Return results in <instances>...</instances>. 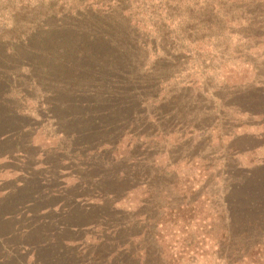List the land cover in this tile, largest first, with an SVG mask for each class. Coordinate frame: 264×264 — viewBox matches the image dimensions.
<instances>
[{"label": "trees", "instance_id": "1", "mask_svg": "<svg viewBox=\"0 0 264 264\" xmlns=\"http://www.w3.org/2000/svg\"><path fill=\"white\" fill-rule=\"evenodd\" d=\"M11 1V4H2L0 0V103L8 104L4 99H9L12 86L18 88L19 85L25 90L39 88L43 95L41 104L46 107L44 112L50 115L54 134L65 143H58L50 155L58 160L63 154L62 159L67 158L74 169L69 175L73 186L64 195L55 189L46 193L47 213L58 215L53 212L51 199L61 200L63 196L72 204L80 194L84 199L99 198V203L94 205L95 214L92 213L94 206L90 207L84 201L82 212L77 214L67 208L60 214L56 220L63 224L54 226L53 231L68 238L59 241L65 249L72 247L75 238L71 236L91 227L98 233L96 251H85L84 255V250L79 251V248L65 249L60 253L61 260L51 263L197 264L202 260L205 264H213L214 258L218 264H264V197L261 198L264 194L249 191L242 204L235 200L228 206L223 199L224 206L219 214H215L210 223H205V219L200 218V192L186 187L184 191H178L176 199L171 194L177 192V179L188 183L187 177L179 178L175 171H169L173 163L160 170L162 167L157 168L154 161L149 162L144 157L136 159L135 155L143 148L139 141H150L155 135L153 132L159 133L163 123H167L164 118L172 116L170 119L176 121L171 122V131L177 127L184 131L191 124L188 121L191 116L184 112L170 115V110L166 115L153 116L148 124L142 122L145 118L138 117L141 95L137 97L134 92L137 85L133 84L134 79L130 80L131 72L138 64L143 65L141 58L147 56L149 46L156 47L154 51H157L160 47L157 43H179V40L192 43L186 34L191 27L201 31H210L215 26L224 29L228 21L211 19L212 13L213 16L220 15L224 7L214 5L213 0ZM176 9L183 10L184 16L177 18ZM8 18L15 23L10 31L21 21L20 26L26 27V32L19 34L15 30L8 37ZM180 25L184 26V32L178 27ZM179 32L185 35L179 37ZM133 72L135 74V70ZM150 84L145 87L153 89L155 86ZM143 85H138L145 91L143 95H155L148 93ZM46 95L49 99H44ZM259 101H244L237 114L246 116L247 122L260 117L264 109L258 111V105L255 107ZM20 108L14 109L17 117H23L18 111ZM112 119H120L124 127L115 129L117 122L104 127L103 122ZM244 123L234 126V122L226 121L217 134L218 139L235 136L234 130L245 127L247 124ZM125 130L128 137L134 139L127 146L130 151L126 157L130 159H114L111 151L124 137ZM200 131L204 135L207 129ZM18 134L3 129L0 141L12 140ZM113 136L119 139L114 142ZM26 145L31 147V141ZM232 148L221 154L225 163L235 159ZM203 162L208 164L209 159L205 158ZM148 163L150 168H147ZM211 167L209 164L204 171L209 172ZM257 170L264 171V165ZM251 175L247 174V177ZM207 177L213 179V175ZM241 181L239 178V185ZM107 186L114 192L106 193ZM138 190L144 191L147 198L142 199L139 208L129 212L131 219H118L121 209L116 208V204L126 199L129 192ZM242 190L246 194V189ZM231 193L227 192V199ZM22 202L29 203L18 202L15 208ZM105 205L114 214L112 219L98 213ZM13 217L6 216L2 220ZM48 221L45 223H52ZM199 229L205 231L204 236L197 235ZM55 242L52 237L48 246L42 244V247L52 250ZM205 246L216 247L215 255L203 251ZM63 258L67 262H63ZM34 264L42 262L35 259Z\"/></svg>", "mask_w": 264, "mask_h": 264}, {"label": "rangeland", "instance_id": "2", "mask_svg": "<svg viewBox=\"0 0 264 264\" xmlns=\"http://www.w3.org/2000/svg\"><path fill=\"white\" fill-rule=\"evenodd\" d=\"M2 1V4L12 3L11 0ZM213 3L224 7L220 15L211 14L214 21H228L224 29L219 30L220 28L215 26L210 31H201L191 27L186 34L192 43H184L181 40L179 43H157L160 45L157 51H154L156 47L149 46L147 56L141 58L144 67L136 62L135 66H138H134L135 74L133 70L129 76L130 80L134 79L132 83L137 85L133 88L136 96L141 95L138 117L145 118L142 122L148 124V120L153 116L166 115L170 110V115L184 112L191 116L188 119L191 124L184 131L180 127L171 131L172 123L176 121L170 119L172 116L164 118L167 123H163L159 133L153 132L155 135L150 141H139L143 148L135 152V155L136 159L144 157L149 162L154 161L157 168L159 165L162 167L160 170L173 163L169 171H175L179 178L187 177L188 183L184 184V179H177V192L171 194L176 199L178 191H184L186 187L200 192V218L205 219V223H210L215 214H219L224 206L223 199L228 206L231 202L235 203V200L242 204L243 197L249 191L264 194V171L257 170L264 165V114L249 122L246 116L237 114L238 107L255 99L262 101L256 103L258 111L264 109V0H213ZM175 16H184V11L176 9ZM7 20L8 37L9 33L15 30L19 34L26 32V27L20 26L21 21L16 23V29L10 31L15 27V23L11 18ZM178 27L182 29L184 26ZM183 32L182 35L179 32V37L185 35ZM137 77L141 78L137 80ZM151 82L155 86L153 89L145 87L152 85ZM142 84L148 93L155 95H143L145 91L138 86ZM17 87L12 86L13 91L7 94L9 99H4L8 104L0 103V133L3 129L19 133L12 140L6 138L0 141V264H34L35 259L42 264H50L51 261L61 260L60 253L65 249L79 248V251L84 250V255L85 251H96L98 233L91 227H86L87 230L77 236H71L75 238L72 247L65 249L59 241L66 236L63 238L62 235L53 233L56 225L63 224L62 221L58 223L56 219H59L60 214L65 213L67 208L78 214L82 212L84 201L93 207L99 203V198L84 199L80 194V198L76 196L72 204L63 196L61 200L51 199V203H54L53 212L58 215L47 213L46 193L55 189L64 195V192L73 186L74 182L69 175L74 173V169L67 158L62 159L63 154L59 155L58 160L50 155L62 140L54 134L50 115L44 112L46 107L41 104L43 95L40 89L31 87L25 90L19 88V85ZM23 87H26V84ZM47 98L49 99L48 95L44 97ZM16 107H22L18 111L23 117L14 115ZM247 107L248 105L245 109ZM226 121L234 122V126L244 122H247L244 123L247 125L235 129L233 137L218 139L217 134L223 129ZM116 122L115 129L124 127L120 119H112L103 124L105 127ZM22 126L21 132L19 129ZM203 128L207 129L204 135L200 131ZM124 133L115 150L111 151L114 159L128 158L126 155L130 150L127 146L134 142V139L128 137L127 130ZM251 135L254 137H249ZM118 139L119 137L113 136L114 142ZM28 141H31V147L26 145ZM62 144L65 145L64 142ZM231 148L235 151L232 153L235 154V159L225 163L221 154ZM205 158L209 159L208 164L203 162ZM209 164H212V167L209 172H205L204 168ZM150 167L151 164L148 163L147 168ZM170 173L166 174L170 176ZM250 173L252 175L247 177ZM207 175H213V179H209ZM239 178L243 180L240 185ZM239 187L246 189V194ZM106 191L114 192L109 186ZM230 191L232 193L227 199V192ZM146 198L144 191L129 192L126 199L116 204V208L121 209L118 219H131L129 212L139 208L142 199L144 201ZM21 201L29 203L22 202L16 209L15 205ZM104 201L105 199H102V202ZM160 202L163 203L162 200ZM92 210L94 214L97 212L95 206ZM110 210V207L105 205L98 213L112 219L114 214ZM6 216L14 217L2 220ZM47 221L52 223H45ZM196 233L202 236L205 231L199 229ZM52 237L56 239L54 249L44 250L42 244H47ZM203 251L215 255L217 248L205 246ZM63 262L67 260L63 258ZM197 264H205V261L200 260ZM213 264H218L214 258Z\"/></svg>", "mask_w": 264, "mask_h": 264}]
</instances>
